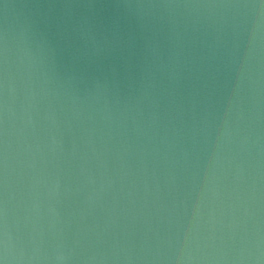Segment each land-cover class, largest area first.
Instances as JSON below:
<instances>
[{"label": "water", "instance_id": "obj_1", "mask_svg": "<svg viewBox=\"0 0 264 264\" xmlns=\"http://www.w3.org/2000/svg\"><path fill=\"white\" fill-rule=\"evenodd\" d=\"M125 3L146 7H117ZM206 3L261 0H0V257L6 228L8 264H128L140 205L163 179L155 147L172 97L161 61ZM214 12L228 46L188 117L187 155L164 190L152 264H264V7ZM117 19L120 44L73 61L85 47L73 25L87 20L103 40ZM57 21L67 22L70 44L53 56L41 37L55 40ZM153 35L158 57L145 46ZM181 89L187 98L191 83Z\"/></svg>", "mask_w": 264, "mask_h": 264}, {"label": "clouds", "instance_id": "obj_2", "mask_svg": "<svg viewBox=\"0 0 264 264\" xmlns=\"http://www.w3.org/2000/svg\"><path fill=\"white\" fill-rule=\"evenodd\" d=\"M40 6V5H38ZM47 8L55 7L54 4L43 5ZM90 8L96 7L95 4L87 5ZM207 9L198 24L191 26L185 24L184 35L181 38L180 46H173L169 54L167 64L161 61V67L168 69L169 88L168 93L172 99L166 112L165 121L162 123V131L158 133L155 151L157 154L158 166L163 177L154 178V185L146 191L145 197L140 205L138 218L139 226L131 233L126 241V261L128 264H152L155 258L149 257V252L154 245H158L160 235L158 232V221L163 211L164 190L171 184L174 177V170L180 162V154L186 156L187 152L182 148V141L185 135V129L188 125V117L195 115V110L199 103L201 87H207L210 78H215L220 72V62L223 60V53L227 49L228 39L225 34L222 16L216 14L214 9L227 7H264V2L259 5H229L206 3L196 5ZM5 8L9 5L5 4ZM65 8H71L72 5L66 4ZM127 9L143 8L146 5L125 3L117 5ZM56 31L52 34L55 40L50 39L47 34L41 37V46L55 55L57 45L63 43L69 46L67 37L68 26L66 21L56 22ZM80 32L85 38V47L76 49L72 52L73 61L80 58H91L98 56L104 49L112 48L121 41L120 22L115 20L110 29L111 38L105 36L103 40H97L94 33V25L87 20L72 26ZM179 35V34H178ZM89 40L91 41L89 45ZM136 40L135 32L130 31L127 35L126 44L129 50L134 46ZM146 48L154 56H159V41L153 35L147 38ZM6 50V49H5ZM5 56V62H6ZM112 71L116 68L113 66ZM7 78V69L5 68V80ZM75 78V73L70 72L68 79ZM182 81L191 83V94L185 97L182 89ZM187 101V103H186ZM6 107V103H5ZM159 119L158 117L156 118ZM5 239L3 241V256L0 257V264H8V242L7 230L5 228ZM63 253L58 255V259L64 260Z\"/></svg>", "mask_w": 264, "mask_h": 264}, {"label": "snow or ice", "instance_id": "obj_3", "mask_svg": "<svg viewBox=\"0 0 264 264\" xmlns=\"http://www.w3.org/2000/svg\"><path fill=\"white\" fill-rule=\"evenodd\" d=\"M261 2H264V0H261Z\"/></svg>", "mask_w": 264, "mask_h": 264}]
</instances>
